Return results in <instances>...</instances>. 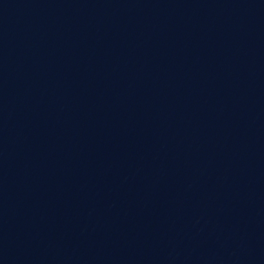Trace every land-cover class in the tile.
Segmentation results:
<instances>
[{"label":"water","instance_id":"1","mask_svg":"<svg viewBox=\"0 0 264 264\" xmlns=\"http://www.w3.org/2000/svg\"><path fill=\"white\" fill-rule=\"evenodd\" d=\"M0 264H264V0H0Z\"/></svg>","mask_w":264,"mask_h":264}]
</instances>
